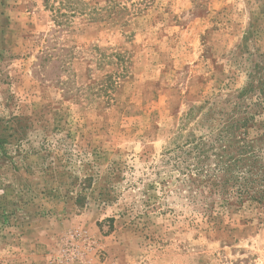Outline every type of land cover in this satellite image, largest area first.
<instances>
[{"label": "rangeland", "instance_id": "1", "mask_svg": "<svg viewBox=\"0 0 264 264\" xmlns=\"http://www.w3.org/2000/svg\"><path fill=\"white\" fill-rule=\"evenodd\" d=\"M257 62L264 0H0V189L24 191L0 264H264L259 207L210 228L147 187L190 109Z\"/></svg>", "mask_w": 264, "mask_h": 264}, {"label": "trees", "instance_id": "2", "mask_svg": "<svg viewBox=\"0 0 264 264\" xmlns=\"http://www.w3.org/2000/svg\"><path fill=\"white\" fill-rule=\"evenodd\" d=\"M263 70L262 64L253 63L244 86L218 93L186 114V124L191 118L193 125L185 124L157 162L148 166L151 181L147 187L160 193L158 199L164 201L159 205L168 207L166 202L172 199L193 207L201 223L210 228L221 223L225 207L254 205L264 214ZM193 111H198L195 117ZM4 143L0 137V169L9 159ZM10 162L15 171L24 168L23 163ZM6 190L0 189V227L15 220L18 211L13 207L23 204L22 188L11 190V198ZM86 198L79 193L74 202L83 207Z\"/></svg>", "mask_w": 264, "mask_h": 264}]
</instances>
